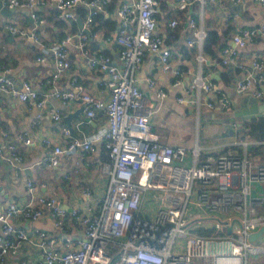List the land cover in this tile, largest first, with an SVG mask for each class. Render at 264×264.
Masks as SVG:
<instances>
[{"label": "built area", "instance_id": "2783aa9c", "mask_svg": "<svg viewBox=\"0 0 264 264\" xmlns=\"http://www.w3.org/2000/svg\"><path fill=\"white\" fill-rule=\"evenodd\" d=\"M204 7L207 0H198ZM213 1V0H212ZM242 3L244 0H231ZM9 8L28 7L33 9V26L28 29L13 22L7 29L20 37H32L41 45L43 54L39 61L48 56L54 58L51 81H56L71 68V48L80 50L86 64L108 75L110 98L105 101L88 92L79 81L71 77L72 88L66 91L52 89L51 95L60 99L62 105L80 98L88 118L97 115L98 109L107 114V124L86 135H75L72 128L63 122L61 106H53L52 117L59 122L67 142L55 144L49 137H43V145L49 149L40 162L47 166L60 164V154L83 151L94 154L99 143L108 150L109 159L101 164V172L109 178L104 198L96 212L92 208L76 207L71 216L85 227V238L77 248L59 249L56 240L44 230L28 232L17 225L14 218L38 219L44 208L52 209L55 225L64 229L65 210L58 199L39 195L38 205L30 200L26 204L10 201L5 208L0 204V264H5L11 255H16L22 242L37 245L43 252L40 264H248L253 255L264 253V241L250 239V234L264 225V193L253 197L255 183L264 187V160H255L251 147L254 140L242 138L234 146H224L217 152H210L202 160V146L198 143L189 152L185 145L163 142L151 126V117L159 108L168 91L158 84L154 76L145 78L153 95L146 94L139 86L136 70L147 52L156 53L160 68L173 71V87L183 82V69L174 67L172 50L166 36L160 30L157 17L158 0H124L118 6L117 40L120 43L118 59L104 52L92 53L87 44L91 37H99L92 28L95 17L103 12L109 0H1ZM176 10L187 12L186 23L192 30L187 40L189 46L197 45L202 51L207 30L202 18L191 15L189 8L196 0H175ZM264 7V0H258ZM54 4L61 9L66 19L74 17V8L86 5L88 12L81 28L69 32L52 44L40 41L37 31L44 19L36 7ZM181 20L172 18L170 26H177ZM262 37L264 21L255 26H238L232 36L234 45L221 48V63L235 64L241 69L235 89L239 94L251 92L264 98V62L258 55L252 58V67L240 61L239 49ZM110 40V37H106ZM204 60L202 52L198 53ZM11 68L0 72V98L11 94L24 102L45 106V99L31 80L24 79L17 86L10 77ZM188 93L201 91L217 92V102L223 109L231 108L232 100L220 91L216 82L202 71L190 80ZM186 102L184 95L177 97ZM200 101V100H199ZM210 106L215 102L208 101ZM41 113L33 119L39 124ZM7 143L0 145V159L9 158L18 165L24 155L18 143H31L32 138L24 134L12 136L3 131ZM261 143V142H260ZM259 143V144H260ZM240 149L242 151H240ZM8 153V155H6ZM191 154L192 163L186 162ZM27 190L34 196L36 189L31 179ZM84 193L91 192L85 188ZM148 197V198H146ZM149 199L148 205L145 200ZM150 204V206H149ZM144 205L154 208V214L147 216ZM198 226L211 228L210 233H200ZM22 264H30L27 259Z\"/></svg>", "mask_w": 264, "mask_h": 264}, {"label": "crops", "instance_id": "0c3cea01", "mask_svg": "<svg viewBox=\"0 0 264 264\" xmlns=\"http://www.w3.org/2000/svg\"><path fill=\"white\" fill-rule=\"evenodd\" d=\"M122 1L124 0H109L106 9L101 12L106 21H96L94 25L92 24L91 29L96 26L94 31L99 33V37L89 39L87 46L91 54L104 52L111 55L114 60L118 59L120 49L117 40L118 6ZM158 2L159 26L172 50L173 66L182 68L184 73L182 84L175 88L172 85L175 80L174 72L163 71L160 68L156 53L147 52L143 62L138 66L136 75L139 86L146 94L153 95L145 80L149 75L154 76L158 84L168 91V95L151 117L153 130L163 142L175 146L185 145L189 152L198 143L202 146V160L208 153L217 152L224 146H234L235 142L242 138L261 142L260 146L264 144V115L232 120L238 109L251 107L253 94L236 92L235 86L241 77V69L235 64H222L220 60L221 48L226 44H235L232 36L238 26H255L264 21V7L258 0H244L242 3L231 0H207L204 7L196 0L189 8L191 15L198 23L203 18L206 30L214 29L220 35L218 43L212 45L213 52H209L204 50V43L202 51L197 45L187 44V40L192 36V30L186 23L187 12L177 11L175 0H158ZM32 11L33 9L28 7L13 8L9 14H2L0 11V72L3 68L10 67V77L17 86H21L24 79L31 80L38 90L39 98L45 99V106L39 107L34 102L21 101L11 94H3L0 98V145L7 143L3 131L12 136L24 134L32 138L29 144L18 143V149L24 155V161L18 165V173L14 170L15 164L12 160L0 159V204L1 208H5L10 201H17L20 205L33 200V203L38 205L39 195L55 196L66 213L64 229L55 225L52 209L48 207L44 208L43 214L38 219L17 216L14 222L28 232L38 229L46 231L55 238L59 249H72L77 248L79 242L85 238V227L72 218L71 211L76 207L86 209L89 206L93 212L99 209L109 183L108 176L101 172V164L109 159V153L101 142L98 151L94 154L81 150L73 154L63 153L59 155L61 160L59 165L47 166L40 162L44 154L49 151L43 145L42 138L49 137L55 144L61 146L67 142L59 122L50 113L53 106H61L63 122L79 136L90 134L106 125L107 114L102 109H98L95 117L87 119L80 98L62 105L60 99L50 92L53 88L61 92L72 88L71 77L76 75L88 92L108 101L110 98L107 87L108 75L90 68L80 50L72 46L70 54L72 66L56 81L55 87L54 82L51 81L54 58L48 56L45 61H39L37 57L43 54L40 43L32 37L17 36L6 27L8 22H13L30 29L34 24ZM73 11L74 17L66 19L62 16L63 11L54 4L36 7V12L44 19L37 31L40 41L52 44L69 32L79 30L87 15L88 7L78 5ZM174 17L179 18L181 22L172 27L170 20ZM106 37H110V40ZM199 52L204 55L203 61L197 56ZM255 55L264 62L262 37L240 48L238 58L252 67V58ZM200 71L212 78L219 90L227 94L233 103L231 108L223 109L219 106L217 92L201 91L198 94L186 91L190 80ZM260 87L264 89V84ZM180 95H184L187 101L179 102L177 97ZM208 101L215 102V105H208ZM39 113H41L40 123L34 124L33 119ZM68 115H71L69 122L65 119ZM262 149L264 150V147ZM250 151L253 159L264 160V153L255 148H251ZM186 162L192 163L190 153L186 157ZM28 179H31L36 186L34 198L27 190ZM85 188L90 190L89 195L84 193ZM263 193V185L255 183L252 196L259 197ZM145 205L144 213L152 216L154 208ZM255 256L249 258L248 264H253ZM23 259H27L30 264H40L43 260V252L35 244L22 242L19 252L9 256L5 264H22ZM259 264H264V258Z\"/></svg>", "mask_w": 264, "mask_h": 264}, {"label": "water", "instance_id": "95a60500", "mask_svg": "<svg viewBox=\"0 0 264 264\" xmlns=\"http://www.w3.org/2000/svg\"><path fill=\"white\" fill-rule=\"evenodd\" d=\"M0 11L2 14H9L13 11V9L3 5L0 1ZM251 104V107L238 109L235 112V117L232 120L249 119L252 117L264 115V98L260 99L256 96H253ZM70 118L71 115L65 117L66 121L68 122ZM249 236L252 241H264V225L261 226L257 231L252 232Z\"/></svg>", "mask_w": 264, "mask_h": 264}, {"label": "trees", "instance_id": "16d2710c", "mask_svg": "<svg viewBox=\"0 0 264 264\" xmlns=\"http://www.w3.org/2000/svg\"><path fill=\"white\" fill-rule=\"evenodd\" d=\"M96 21H100V22L106 21L103 13H99L95 17L93 25L96 23ZM94 29H96V26H95V28H93V30ZM219 39H220V35L218 34V32L216 30H214V29L208 30L207 31V37L205 38V41H204V50L209 51V52H213L212 50H214V49H213L212 45L218 43ZM263 147H264V144H262L261 146H260V144H257V145H253L251 148H255V149H257V151L264 153V150L262 149ZM195 230L200 232V233H210L212 231L211 228H206L203 226H198Z\"/></svg>", "mask_w": 264, "mask_h": 264}, {"label": "rangeland", "instance_id": "374dc122", "mask_svg": "<svg viewBox=\"0 0 264 264\" xmlns=\"http://www.w3.org/2000/svg\"><path fill=\"white\" fill-rule=\"evenodd\" d=\"M192 150V149H191ZM146 198H148V197H146ZM145 203H146V205H148V203H149V199H147V200H145ZM149 206H150V204H149ZM260 255H261V257H260ZM260 255H256L255 257H254V261H253V264H259V262H261L262 261V258H264V257H262V256H264V254L262 255V254H260ZM253 258V257H252ZM251 259V258H250ZM114 264V263H113Z\"/></svg>", "mask_w": 264, "mask_h": 264}]
</instances>
